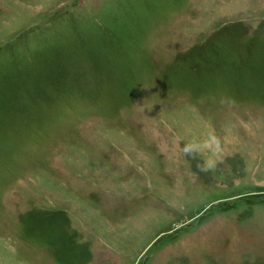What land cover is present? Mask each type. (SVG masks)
<instances>
[{"label": "rangeland", "instance_id": "374dc122", "mask_svg": "<svg viewBox=\"0 0 264 264\" xmlns=\"http://www.w3.org/2000/svg\"><path fill=\"white\" fill-rule=\"evenodd\" d=\"M0 264H264V0H0Z\"/></svg>", "mask_w": 264, "mask_h": 264}, {"label": "clouds", "instance_id": "9594fccd", "mask_svg": "<svg viewBox=\"0 0 264 264\" xmlns=\"http://www.w3.org/2000/svg\"><path fill=\"white\" fill-rule=\"evenodd\" d=\"M218 138L213 134L209 133L207 139L201 144L196 137H193L187 143L184 144L183 152L186 157L195 159L197 154L202 151V148H208L210 151H213L212 146L217 143ZM216 161L209 157L205 159L203 164H198L197 167L204 172L209 171L210 169L216 166Z\"/></svg>", "mask_w": 264, "mask_h": 264}]
</instances>
